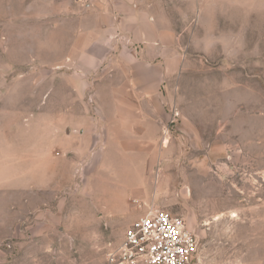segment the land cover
<instances>
[{
    "label": "rangeland",
    "instance_id": "obj_1",
    "mask_svg": "<svg viewBox=\"0 0 264 264\" xmlns=\"http://www.w3.org/2000/svg\"><path fill=\"white\" fill-rule=\"evenodd\" d=\"M67 1L0 0V147L28 153L0 179V264H108L139 202L184 217L194 264H264V0L157 2L170 34L109 57L167 64L152 100L110 99L83 74Z\"/></svg>",
    "mask_w": 264,
    "mask_h": 264
},
{
    "label": "crops",
    "instance_id": "obj_2",
    "mask_svg": "<svg viewBox=\"0 0 264 264\" xmlns=\"http://www.w3.org/2000/svg\"><path fill=\"white\" fill-rule=\"evenodd\" d=\"M158 3L163 4L164 0H68L66 3L68 13H76V4L82 5L78 13L81 14L82 26L80 35L88 37V44H85L82 51L83 74L95 76L94 80L98 84L110 83V94L107 96L110 99H146L152 100L155 98L154 87L155 79L163 78L169 72L167 64L158 66L147 59L136 60H114L109 58L112 56L113 50L117 45L126 44L136 45L141 51L149 55V50L154 43L155 36L169 35L170 31L167 28L159 29L158 19L154 9ZM126 65V66H123ZM131 68L127 73V81L123 85L115 82L116 76L120 74V69ZM109 68V69H108ZM119 69V70H118ZM116 83V84H114ZM123 94L118 96L116 94ZM95 99L103 97L102 92L97 89L93 95ZM58 141H56V146ZM28 159H43L38 148L30 150ZM26 147L12 146L10 141H6V146L0 147V179L8 176H3L5 172H9L11 162L8 159H25ZM4 157V158H2ZM1 159H6V167ZM51 162H56V159H65L57 156H50ZM42 170V169H41ZM41 172V171H40ZM26 173L20 174L18 177V190L26 192L28 184L26 183ZM36 186V185H35Z\"/></svg>",
    "mask_w": 264,
    "mask_h": 264
},
{
    "label": "built area",
    "instance_id": "obj_3",
    "mask_svg": "<svg viewBox=\"0 0 264 264\" xmlns=\"http://www.w3.org/2000/svg\"><path fill=\"white\" fill-rule=\"evenodd\" d=\"M144 206L138 203L143 212L119 242L107 247L108 264H194L200 250L198 233L183 216Z\"/></svg>",
    "mask_w": 264,
    "mask_h": 264
}]
</instances>
